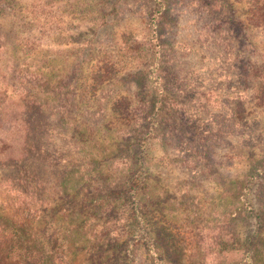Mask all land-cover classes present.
Returning a JSON list of instances; mask_svg holds the SVG:
<instances>
[{
    "label": "trees",
    "instance_id": "obj_1",
    "mask_svg": "<svg viewBox=\"0 0 264 264\" xmlns=\"http://www.w3.org/2000/svg\"><path fill=\"white\" fill-rule=\"evenodd\" d=\"M159 11L155 33L166 17ZM255 12L254 26L264 27V12ZM156 48L149 85L134 83V112L122 96L107 103L101 124L68 123L83 162L71 161L51 183L24 167L37 109L0 99V168L15 169L6 186L20 204L17 217L0 200V264H264V147L246 143L242 168L221 172L206 139L178 121L180 97L164 84ZM129 121L130 131L116 125Z\"/></svg>",
    "mask_w": 264,
    "mask_h": 264
},
{
    "label": "rangeland",
    "instance_id": "obj_2",
    "mask_svg": "<svg viewBox=\"0 0 264 264\" xmlns=\"http://www.w3.org/2000/svg\"><path fill=\"white\" fill-rule=\"evenodd\" d=\"M160 5L166 17L155 33ZM257 9L264 12V0H0V99L37 109L24 165L34 168L31 177L51 183L71 161L83 162L68 123L101 124L107 103L122 96L135 111L134 83L140 77L149 85L153 45L164 84L180 97L182 127L206 139L221 172H238L246 143L259 142L258 152L264 147V27L254 26ZM96 75L103 84L92 83ZM116 125L130 131L133 123ZM13 173L0 168V200L18 217L19 196L6 186ZM169 177L186 181L179 171ZM202 179L212 192V179Z\"/></svg>",
    "mask_w": 264,
    "mask_h": 264
}]
</instances>
